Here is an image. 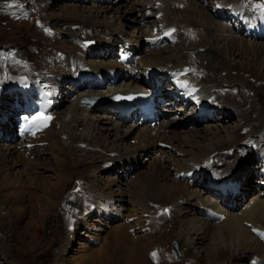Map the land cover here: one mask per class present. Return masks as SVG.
<instances>
[{"label": "rangeland", "instance_id": "374dc122", "mask_svg": "<svg viewBox=\"0 0 264 264\" xmlns=\"http://www.w3.org/2000/svg\"><path fill=\"white\" fill-rule=\"evenodd\" d=\"M153 1L0 0V98H3L0 101V149L8 148L9 164L16 163L13 170L0 180V187L8 192L38 173L47 180L53 178L51 173L58 166L47 154L40 134L46 129L52 131L59 140L71 143L70 153L74 155L76 162H72L70 179L59 200V205L62 203L65 207L59 222L56 219L50 221L51 216L56 214L51 212L44 215L43 220H38L37 210L30 212L24 199L25 214L14 218L9 216L6 205L0 201V212L6 214L3 216L6 217L4 224L9 230L7 240L10 252L17 256L21 264H55L54 260L58 259L60 253L58 247L66 239L70 244L62 254L68 260L67 264H76L72 260L85 256L84 264H101L102 261V264H264V247L254 252L255 254L239 251L232 254L229 249H233L235 244H232L234 240L228 236V232L214 231L224 221L218 218L215 212L218 209L225 215L240 218L243 231H249L245 235H250L253 239L248 244H259L256 238L260 236L258 232L264 233V209L245 218L246 214L243 215V210L251 199L264 201V171L261 165L258 167L259 160L255 156L258 153L264 158V37L246 36L245 28L241 25L234 27V19H231L226 10L228 7H236L246 13L251 12L255 17H264L260 7L264 5V0H224L221 9L230 22V25L225 26L231 32L223 28L220 17L212 13L215 8L213 0L200 4L207 15L204 18L210 20L207 22L211 23V28L202 21L199 23L196 16L199 8L193 2L190 4L191 0H187L182 8H175L174 13L169 10V2L164 0L162 10L170 11L166 14L167 20L177 21L184 27L192 25L200 29L199 33L204 32L203 44L207 45V50L194 55L191 51L196 49L197 44H188L181 38L182 35L177 36V42L171 43L164 39L165 45L153 48L149 45L150 35L155 29L153 23L156 12ZM130 6L135 10L134 21L124 19ZM148 11L151 16L144 18ZM189 13L197 19L196 25L189 23L186 18ZM94 21L96 25L105 21L120 23L128 34L127 37H133L138 46L125 45L123 37L103 36L94 25L91 26ZM80 26L84 27L83 30L86 28L91 31L84 40L81 39L85 35L79 31ZM247 29L252 31L250 27ZM210 32L214 35V40L211 39ZM198 38L197 43L200 41ZM86 42L89 43L85 44ZM120 43L127 46L129 55L133 53L129 68L115 61L116 45ZM228 44L236 48L234 55L227 54ZM216 51L228 61L230 67L218 66L220 71L215 70L216 80L204 81L203 84L211 87L210 89L222 81L235 84L234 87L223 86L222 91H219L224 97L223 89H227L228 94L224 99H231L238 104L237 111H231L237 113L231 119H222L217 115L214 119L207 120L203 115L213 114L203 111V120L196 123L200 106L192 109V104L189 107L184 103L174 104V109H182L179 111L180 115L172 110L154 127L158 128L159 124L162 126L158 132L170 127L175 134L167 133L158 139L141 140L139 132L132 131L131 128L135 127V119L123 120L119 115L113 120L109 117L108 110H113L114 107H107L109 104L106 98L101 102L106 103L105 105L90 108L93 120L101 118V121L107 122L97 124L94 121L97 124L95 137L98 147L102 148L100 156H92L91 150H85L92 147V143L81 142L82 139L78 137L81 132L79 128H75L73 134L65 139L61 136L62 120L72 109L71 101L83 90L92 89L89 82L80 80L79 75L90 73L100 76L105 86L133 82L131 86L151 89L156 99L163 96L165 102H168L169 90L168 87H163L166 81L149 74V71L156 70L155 62H149L150 57L160 59L179 54L183 59H189L185 55L190 54V58L198 55L195 67L203 64L207 67L217 58ZM69 56L73 58H69L71 66L68 67V78L64 69H67L65 60ZM131 70L134 71L132 74ZM188 73L190 70L186 71ZM222 74L226 76L222 77ZM237 74L243 75L242 80L236 78ZM6 75L7 79L14 80H6ZM145 78L148 79L146 87ZM112 80L116 83H111ZM156 83L160 85L152 89ZM53 84H58L59 88L54 89ZM168 84H171L170 80ZM38 89L47 93L53 102L52 106L45 107V111L51 115L50 124L54 126L42 128L40 133L37 130L29 131L23 139L17 138L20 137L18 128L21 126V117L15 121L19 112L16 108L23 107L25 93H31V98L39 100L40 93L36 92ZM242 89H249V96L244 93L242 95ZM252 91L256 92L255 98H250L253 96ZM41 100L43 103V99ZM41 109L42 105L32 102L29 109L24 111L30 113L28 122L30 120L33 123V118L41 115ZM103 110L107 113L104 114ZM244 121L250 126H246ZM34 124L39 127L41 122ZM248 127L249 130H246ZM251 129L260 130L262 135L255 132L252 138L249 137ZM32 134L35 135L31 136ZM240 134L241 137L238 136ZM230 138L236 141L229 142ZM92 157L96 161L91 162ZM103 162L109 163L107 165ZM203 162V168H199L198 165ZM209 176L214 178L213 184L229 179L232 189L225 188L223 193L226 194H219L218 190L210 188L212 191L207 192L211 196L208 195L203 187L210 179ZM233 183L239 187L233 186ZM118 191L125 194L122 199L112 196V193ZM35 192V189L31 190V193ZM190 193L202 198V201L195 199L186 202ZM29 201L26 198V203L30 204ZM204 206L207 208H203ZM59 212L60 210L57 214ZM217 221L222 223L216 225ZM200 226L207 228L205 241L202 245L188 247L185 241L187 233ZM254 228L258 232L252 231ZM124 234H135L137 240L130 237V242L124 243L121 241ZM258 238L264 244V238ZM2 239L3 236L0 235V241ZM6 244L4 245L7 246ZM116 244L119 245V253L110 256L111 260L105 262L109 249L112 246L117 248ZM30 245L34 246V250L30 251ZM117 256L122 259L116 263L114 257ZM0 264L13 263L0 259Z\"/></svg>", "mask_w": 264, "mask_h": 264}, {"label": "bare ground", "instance_id": "6f19581e", "mask_svg": "<svg viewBox=\"0 0 264 264\" xmlns=\"http://www.w3.org/2000/svg\"><path fill=\"white\" fill-rule=\"evenodd\" d=\"M154 1H153L154 5H155L154 10H155L156 14L154 16L155 20H154L153 24H154L155 29H154L153 33L150 35L151 39L148 41L149 45L152 46V48L157 47V46L162 44V41H164L163 39H165L167 42L170 41L171 43H173L175 41L177 42V39L179 38L177 36L182 35L184 38L183 37H181V38L184 39L186 42H189L188 44H191V45L197 44L196 49L194 48L191 51L193 53V55L197 54V53H205L207 50V45L203 44L204 32L201 34V33H199L200 29H198V27H193L192 25H188V24H186V25H188V27H184V26L178 24L177 21H173V20L169 21L166 19V17H167L166 14H168L170 12L169 10L173 11L172 13L176 12V11H174V9L180 8L182 5L185 4V2H187V0H167V3L169 2V5H170V9L168 8L169 10H167V11L162 10L163 9L162 5L164 3V0H154ZM204 1L209 2V0H191L189 3L191 4L193 2V4L199 8V11L196 14V16L199 19V23H201V21H202L203 24H205L207 27H210L211 23L207 22L209 20L208 18H204V16H207V15L204 14L203 8L200 7L201 6L200 4H203ZM223 2H224V0H213V4L215 5V8H213L214 10L212 9V13L216 14V12H217L216 6H219V5L221 6ZM141 4H144V3L141 2ZM36 5H37V3H36ZM146 8H147V6H146ZM17 9H18V7L16 8V10ZM21 9H23V8H21ZM148 9L150 10V7H148ZM21 13H23V12H21ZM126 14L128 15V16L126 15L124 18L126 21L127 20L128 21L129 20L134 21L133 19H134L135 10L131 6L128 9V11L126 12ZM24 15H25V13H24ZM33 15H35V14H33ZM132 15H133V18L130 19V17ZM149 16H151V12L148 11V13L145 14L144 18H149ZM186 18L189 20V23H194V24H195V22L197 23V21H196L197 19H194L195 17H192L190 15V13L186 14ZM21 19L24 20V18H21ZM25 20H27V19H25ZM92 25H94V27L96 29H98V31L100 33L103 34V36L104 35H108V36L116 35V37H118V38H120V37L125 38L124 40L122 39L123 42L125 43V45H133L134 47L138 46L137 42L134 41L133 37H131V36L127 37L128 34L123 29L122 25H120V23L105 21L103 23H100L99 25H96V21H94V22H92L91 26ZM221 25L228 32H231V29L229 27L225 26V24H223L222 22H221ZM80 27L81 28L79 31H81V33L83 35H85L84 38L82 37L81 39L84 40L91 34V31L86 30V28H85V30H83L84 27H82V26H80ZM252 34H253V36H258V35H261L262 33L257 31L255 33L252 32ZM210 36H211L212 40L215 39L212 32H210ZM197 37H199L198 40H200L198 43L196 42ZM218 38H220V35L218 36ZM155 40H157L158 43ZM79 43H81V42H79ZM88 43L89 42H86L85 44H88ZM90 45H91V43L88 45L87 50L89 49ZM125 49H126L125 55H126V58L128 59L127 62H129L131 64V62L133 60L130 61V59H133V56L131 58V55L133 53H130V55H129L127 53V46H125ZM87 50H86V54L88 55ZM226 51H227L228 55H234L236 52V48L232 44H228L226 46ZM216 53L218 54L217 58L215 60H213L207 67L205 66V64L198 66V67H195L194 62L197 61L196 57L198 55L193 57V58H190L191 57L190 54L185 55L189 59H183V56H179V54H174L172 56H169L168 58L153 59L152 57H150V59H149V62H155L156 70L149 71V74L152 77L162 79L163 81H166V82L168 80H170L171 84L174 83L176 85V88H181L182 91H185V96H186V99H184L185 103L187 101H190V104L193 105L192 109H194V107H195V109L196 108L198 109V107L200 106V110H199L198 114H196V116L198 118V121H196V123L201 122V120H203V118L201 117V113H203V111L211 112V114H213V116L215 115L214 117L209 116V115H206V116L203 115V117L207 120H212V118L214 119L217 115L222 117V119L226 118V120H227V118L231 119L233 117V115L237 114V113L234 114L231 111H232V109L236 110L238 107V104L231 99H224L227 97L226 95L228 94L227 89H223L224 92H222L225 94L226 97L225 96L222 97L220 92H219V91H222L221 87H223V86L224 87H227V86H233L234 87L235 84L233 85V82L225 83L222 81L221 83L217 84L216 87H214L212 89H210L211 87H208L207 85L203 84L204 81L205 82H214L216 80L215 70L220 71L218 66H223V68L225 66H229L228 61L225 58L221 57L219 52L216 51ZM70 56H73V55L71 54ZM70 56L68 57L67 60H65V66L67 67V69H64V70H66V71L61 70V72L64 71V72H66V74H68V78L70 76V73L68 71V67L71 66V63H70L71 60L70 59L73 58V57L70 58ZM81 60H84V59H81ZM224 60H226V61L223 62ZM76 64H78V63H76ZM88 68L92 69V67L89 65H88ZM188 70H190V73L186 74V71H188ZM235 70H236V68H235ZM134 71H136V70L134 69ZM134 71L131 70L130 74H132ZM230 71H229V73H230ZM240 71H241V69H240ZM223 76H226V74H224V75L222 74V77ZM231 76H234V75L231 74ZM248 76H250V75H248ZM242 77H243V75L242 76L240 74L236 75V78H238L239 80H242ZM7 78L8 77L6 75V80H8V81L14 80V78H12V79H7ZM15 79H17V78L15 77ZM226 79H227V77H226ZM111 83H116V81L112 80ZM132 83L133 82H129L127 85L119 84V85H108V86L106 85L105 86L104 80H101L100 81V84H101L100 87L97 86V87H94L92 89H85L82 92L78 93L76 99L74 101H71L70 106L72 109L70 110V112H67V114L64 116V118L62 120L61 136L64 137V139H65V138H67V136L69 134L70 135L73 134V132L75 131V128H79L81 132H80L79 136L78 135L77 136L79 137V139L80 138L82 139L81 142L82 143L83 142L92 143V147H89L85 150H87V152H89V150H91L92 154H93L92 156H100L102 148H101V146L98 147V140H97V137H95V134H96L95 129L97 127L96 126L97 124H105L107 122L101 121L102 120L101 118H95L93 120V116H91L92 110L90 108L93 106L99 107L100 105H105L106 103H101V102H104L106 98H107L106 102H107V104H109V105H107V107H114L113 110H108L110 112L109 117L111 116L110 118L112 120H113V118L116 119L118 115L121 116L123 120H127L129 118L135 119L134 120V121H136L135 127H131V128H132V131H138L139 132V138L141 140L158 139L161 137V135H166L167 133L175 134L171 130L170 127H167L165 129H163L162 131L158 132V130L161 129V127H162L160 124H159L158 128L157 127L150 128L149 123L147 121H144V116L139 113L138 109L135 106H133V105L119 106V105L113 104L109 101V97L111 95L117 93V92H120V93L133 92V93H140V94L142 93V95L145 98L150 99L152 101V103L155 105V108L157 110V115L159 116V120H161V118H163L164 116H167L166 113H171L170 111H172V110H176L177 111L176 113L180 115L179 111L182 110L181 108L178 110L176 108L174 109V106H175L174 104H172L173 106H169L168 108H164L165 107L164 105H166L167 102L163 103V100H162L163 96L158 97L156 99L155 95L152 93L151 90H149L147 88H141L138 85L131 86ZM84 84L88 85L87 82L86 83L84 82ZM159 85H160V83H157V87ZM53 88L57 90L59 88L58 84H55V85L53 84ZM172 89H173L172 87H168V90H169V93L167 92L168 95H170V91ZM213 89L215 90V92H212ZM243 93L245 95L249 96V93H251V92L249 89H242V95H243ZM255 93L253 92L252 93L253 96L250 98H255L256 97V95L254 96ZM27 94L28 93H25V95H23V98H24V104L22 107L23 109H29L31 103L36 102V104L43 106V109H41V115L40 116H44V117L45 116H49V117L51 116L49 113H47L45 111L46 106H44V103H42L41 95H39V98H38L39 100L36 101V100H34L33 97L31 98V96H30L31 93L28 95ZM189 95L191 96V98L189 100H187L188 99L187 96H189ZM82 97L83 98L92 97L95 99V102L93 104H89V103L84 104V102H80V101H82ZM166 98H169V97L166 96ZM212 98H213V100H212ZM1 99H3V98L1 97L0 101H1ZM253 101H254V99H253ZM216 102H218V103H216ZM220 102H221V104H219ZM17 103H18V101H17ZM80 103L84 106H82ZM185 103H184V105H185ZM96 104H99V105H96ZM103 113L106 114L107 111H104ZM223 115H226L229 117H224ZM109 117H106V118H109ZM29 118H30V113L27 112V114H25V112H24L23 115L21 116V126L26 127L28 129V131H31V132H33L34 130H37L36 132L40 133L42 128H45L47 126H54V124H50V120H51L50 119L47 121L46 126L43 122L40 121L41 124L39 125V127H36L34 123L30 122V120L28 122ZM94 121H96V123H97L96 125H95ZM108 122H110V120ZM246 123H247V121H244L245 125H246ZM87 125H89L90 127L87 128L86 127ZM57 126H59V125L57 124ZM246 126H250V125H246ZM246 130H249V127L246 128ZM255 132H257L258 135H260V134L262 135V133H259L260 130L258 131L257 129H253V130L251 129L250 130L251 136H249V137L252 138L255 135ZM40 134L42 136V139L44 140V144L46 147L47 154L51 157V159H53L55 161L56 166H58V168L54 170V173H51L53 178L50 180H47L44 178V176L41 173H38L37 175H34L32 177L27 178L26 183L22 182L18 186V188L11 189L8 192H5L4 190H2L4 188L0 187V201L3 202L4 206L6 205L5 207L9 213V216H12L14 218L25 214L24 213L25 212V206L23 204L24 203L23 199L25 200V204H28L30 212L34 213L35 210H37L38 220H40V219L43 220V216L47 215L49 212L57 214V211L60 210V212L57 215L55 214L54 216H51V219H50V221L53 219H56L57 222H59L60 220H58V219L62 217V214L64 212L63 211L64 205L62 203H60V205H59V200L62 197V193L65 190L68 179H70L69 176H70V173L72 170V162H74L75 164H76V162L74 161V155L72 153H70L71 152V148H70L71 143H67L66 141L64 142L62 140H59L57 137H55V134L52 131H50L49 129H46L43 133H40ZM19 135H20V133H19ZM33 135H35V134H32L31 136H33ZM238 136L241 137L242 134H240ZM74 137H75V135H74ZM27 139L28 138H26V140ZM234 141H236V140L233 138L229 139V142H234ZM82 143L77 142V144H81V145H82ZM82 151H84V150H82ZM9 154L10 153H9L8 148L0 149V180L5 178L10 173V171L13 170V168L16 165V163L9 164V162H10V160H9L10 155ZM30 154H32V151H30ZM105 154L106 153L104 152V155ZM109 155H112V154L109 153ZM255 156L259 160V162H261V166L264 168V158H262L258 153H256ZM81 161H83V159ZM90 161L93 162L96 160H95V158L92 157ZM107 163H109V162H103V164H107ZM202 164H204V162L199 164L198 167L203 168ZM188 173H190V172H188ZM181 176H183V174ZM208 178H210L211 180L209 179L207 181V183L205 184V187H203V189L205 190V193H207L208 195H210V193L207 191L210 188H212L214 190H218L219 185H221V189L223 191L225 190V188L232 189V184L230 183L229 179H226V180L224 179V180L216 183V185H218V186L214 187L213 186L214 181L212 180L214 178H212L211 176H209ZM32 189H35L36 192L31 193ZM212 189L209 191H212ZM205 193H204V195H205ZM124 195L125 194L121 191H118L116 193H112L113 197L119 198V199H122ZM26 198H27V200H30L29 201L30 204L26 203ZM195 199L198 202L202 201V198H197V196L190 193L187 196L186 202L189 203L190 200H195ZM58 205H59V207L57 208ZM200 205H201V203H200ZM56 208H57V210L55 211ZM203 208H207V207L204 206ZM261 209L262 210L264 209V201H260V200H257L255 198L251 199L243 210V215L246 214L244 216V218L251 215L253 212H256V211L261 210ZM215 212H216L218 218H222V219H224V221H223V223L220 221H217L216 225L219 223H222V224L218 225L214 231H216L215 233H219V232L224 231V230L228 232V236H230V238L234 240V241H232V244H235L233 249H229L230 251H232L231 252L232 254L238 253L236 251H239V253L250 252L252 254H255L254 252H256V251L258 252L261 247H264V244H262L261 240H259V238H258L261 236L256 237L259 244H255V246H254V244H248V242L250 240L252 242L253 239L250 235H245L246 233H249V231H243V229H242L243 225H241L240 220H239L240 218L235 217L233 215H231V216L225 215L221 210H218V209H216ZM3 214L6 216V214L4 212H0V233H1L0 235L3 236V239L0 241V259L4 262L10 261L13 264H21V262L17 259V256H15V254L12 255L10 252L11 249H10V246L8 245V240H7V235L9 233L8 232L9 230L6 228V225L4 224L6 217L3 216ZM232 216L235 218H233ZM3 217H5V218H3ZM213 219L215 220L214 217H213ZM206 229H207L206 227L203 228L202 226L191 229L187 233V235H191V236L194 235V237H189V236L187 237V235H186L185 241L187 242V246L190 248H193L195 245H202L203 242L205 241V238H206V233H207ZM141 231H143V230H141ZM241 233L244 234L245 237ZM144 236H146V233H144ZM218 236L221 237V235H219V234H218ZM130 237L134 241L137 240V238L135 237V234L134 235L124 234L121 241H123L124 243H129ZM5 243H7L6 244L7 246L4 245ZM28 244H30V243H28ZM69 244H68L67 239H66V241L62 242V245L58 247V251L60 253L58 255V259L54 260L55 264H67L68 263V260L65 258L64 254H62V253L67 250V247ZM134 244H137V242H134ZM134 244H128V245L136 246ZM117 245L118 244H116L115 246H117ZM28 247H29L30 251L34 250L33 249L34 246L30 245ZM230 247H232L231 244H230ZM119 250H120L119 245L117 248L112 246L109 249V252L107 253V257L104 261L106 262L108 260H111L110 256H113V255L116 256V254L119 253L118 252ZM120 258L121 257H119V256L114 257V261L117 263V261H120L122 259V258L121 259ZM85 260H86V256L76 258L72 261L75 262L76 264H84L83 262ZM102 263H103V261L101 262V264ZM89 264H94V263L90 262ZM132 264H135V263H132Z\"/></svg>", "mask_w": 264, "mask_h": 264}, {"label": "snow or ice", "instance_id": "6c2138e0", "mask_svg": "<svg viewBox=\"0 0 264 264\" xmlns=\"http://www.w3.org/2000/svg\"><path fill=\"white\" fill-rule=\"evenodd\" d=\"M260 7H261V11L264 12V5H261ZM119 98H120V97H117V99H119ZM130 98H131V97H129V99H130ZM50 119H51V117L38 116V117H34V118H33V123H36V122H38V121H41V122H43V123L45 124V126H46L47 121L50 120ZM253 231H257V232H258V230H256L255 228L253 229ZM258 234H259L262 238H264V233H260V232H258ZM153 255H155V254H153Z\"/></svg>", "mask_w": 264, "mask_h": 264}, {"label": "water", "instance_id": "95a60500", "mask_svg": "<svg viewBox=\"0 0 264 264\" xmlns=\"http://www.w3.org/2000/svg\"><path fill=\"white\" fill-rule=\"evenodd\" d=\"M82 101L83 102H89V103L93 104L95 102V99L94 98H83Z\"/></svg>", "mask_w": 264, "mask_h": 264}]
</instances>
